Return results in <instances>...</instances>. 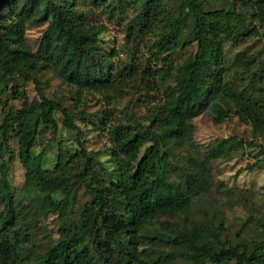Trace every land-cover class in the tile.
<instances>
[{
    "label": "trees",
    "instance_id": "16d2710c",
    "mask_svg": "<svg viewBox=\"0 0 264 264\" xmlns=\"http://www.w3.org/2000/svg\"><path fill=\"white\" fill-rule=\"evenodd\" d=\"M212 1L217 0H177L175 7L166 0L107 3L113 15L132 12L125 24L129 61L113 70L99 44L101 26L90 24L75 3L0 0V81L5 84L0 101V202L5 209L0 211V264H166L174 257L187 264H264V239L232 244L214 231L154 224L161 214L188 208L192 182L203 184L209 161L227 156L223 146L229 149L231 139L211 144L212 154L202 160L191 157L183 181L168 175L173 147L186 145L189 122L202 109L209 106L222 118L234 106L239 119L251 124L254 137L264 135V60L237 53L230 60L241 67L237 82L228 78L224 51L226 43L264 40V0H219L228 6L204 9ZM44 21L47 26L33 51L25 39L26 24ZM149 34L155 38L148 44L150 55L141 56L137 49L147 45L142 38ZM191 45L194 52L174 67L178 49ZM45 67L56 68L78 90L102 93L105 114L100 124L112 141L111 169L87 152L83 131L69 110L43 93L37 74ZM30 81L34 99L26 91ZM161 85L167 97L156 103ZM125 98L113 118V102ZM12 100H20L21 106L12 109ZM141 107L145 113L136 115ZM59 118L75 133L76 146L59 152L52 168L34 164L32 149L40 128L47 126L50 140L56 139ZM12 138L25 169V186L46 193L47 213L61 219L56 242L34 261L25 252L28 222L16 206L4 159ZM79 184L93 198L83 206L78 224H72L65 220L66 200L53 194L67 195ZM150 247L166 250L153 258Z\"/></svg>",
    "mask_w": 264,
    "mask_h": 264
},
{
    "label": "rangeland",
    "instance_id": "374dc122",
    "mask_svg": "<svg viewBox=\"0 0 264 264\" xmlns=\"http://www.w3.org/2000/svg\"><path fill=\"white\" fill-rule=\"evenodd\" d=\"M69 1L75 3L76 9L86 13L90 24L101 26L98 27L101 30L98 34L99 44L102 52L108 53L107 65L114 70L129 61V51L124 43L125 24L132 16L131 10L129 9L125 14L113 15L110 12L111 7L107 5V3L112 5V0H105V3L101 4H93L90 0ZM166 1L170 7H175L177 4V0ZM227 6V2L219 0L203 4L206 10ZM46 26V21L26 24L25 39L33 51L36 50ZM154 39L152 34L144 36L142 43L147 45H141L137 49L138 54L150 55L148 44ZM195 48V45L179 48L172 59V65L174 67L180 65ZM224 51L229 66L228 78L238 82L241 67L237 61L230 63V60L240 51L254 53L258 61L264 60V40L249 39L238 45L226 43ZM37 75L45 96L64 105L72 114L73 121L81 127L82 143L87 152L100 161L102 166L111 169L114 165L110 158L112 141L100 124L101 117L105 114V99L102 93L78 90L75 85L66 81L56 68L45 67ZM17 83L21 84L22 79L17 78ZM7 85L10 86L11 82H7ZM4 87V82L0 81V101L4 99ZM26 91L30 99H34L35 85L32 81L26 85ZM261 93L264 94V90ZM166 97L165 88L161 85L155 93V102H164ZM126 103V98L113 102L111 106L113 118ZM9 104L12 109H17L21 106V101L12 100ZM144 113L143 107L135 111L136 115ZM1 120L0 106V122ZM189 123L191 131L186 145L176 144L172 149L168 174L171 178L183 181L187 175L185 171L189 168L190 158L202 160L204 156L211 155V144H219L224 139H231L230 148L223 146L227 156L216 157L209 161L203 184L192 182L194 189L187 193L190 197L189 207L173 214H161L154 224L160 227L165 222L175 228L185 227L205 233L214 231L221 239H226L232 244L263 240L264 228L261 222H264V135L254 137L251 124L239 119L234 106L228 115L222 118L218 117L211 107H205ZM58 127L57 137L52 141L50 129L47 126L40 128V134L32 149L34 164L52 168L59 152L72 150L76 146L75 133L63 127L60 118ZM10 149V152L4 154L8 166V179L16 206L28 222L29 231L23 237V245L25 252L34 261L56 242L61 219L54 212L47 213L46 193L25 186V169L19 161L17 144L13 138L10 140ZM249 165L256 167L251 170L248 168ZM53 195L55 198L66 200L65 220L72 224H78L83 206L93 198L82 184L77 185L67 195L60 192ZM0 211L5 212L1 202ZM148 249L152 252L153 258L160 251L166 250L163 247ZM187 263L180 257L171 258L166 262V264Z\"/></svg>",
    "mask_w": 264,
    "mask_h": 264
}]
</instances>
